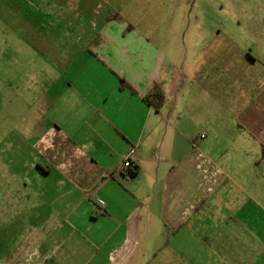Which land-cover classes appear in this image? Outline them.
<instances>
[{"label": "crops", "instance_id": "0c3cea01", "mask_svg": "<svg viewBox=\"0 0 264 264\" xmlns=\"http://www.w3.org/2000/svg\"><path fill=\"white\" fill-rule=\"evenodd\" d=\"M118 19L27 25L39 69L4 202L34 215L0 264H264V76L238 75L209 104L207 57L184 71L176 46ZM156 85L160 107L145 100Z\"/></svg>", "mask_w": 264, "mask_h": 264}, {"label": "rangeland", "instance_id": "374dc122", "mask_svg": "<svg viewBox=\"0 0 264 264\" xmlns=\"http://www.w3.org/2000/svg\"><path fill=\"white\" fill-rule=\"evenodd\" d=\"M41 14H45L44 18ZM107 15L132 25L168 53L170 46H176V63L184 71L200 65L197 64L199 56L207 57L208 85L211 91H216V94H209V104L218 103V86L233 93L234 79L238 75L256 73L264 76V0H0L1 250L13 246L15 235L22 232L34 215V211L28 212L25 205L12 207L4 202L14 200L13 197L4 198L7 192L10 193L6 188L11 181V132L18 119L26 116L31 101L27 90L32 85L30 74L39 69L30 62L36 54L26 43L33 35L27 25L41 20L45 27L49 22L54 26L64 21L73 24L75 20L102 22ZM46 32L47 29L42 34ZM205 58H200L202 64ZM169 63L170 59L167 65ZM222 93L220 102L233 107L236 94L227 93L226 96ZM197 96L194 92L193 104L199 103ZM228 108L226 118L230 117ZM218 111L217 106L213 110L205 109L204 116L212 121ZM204 130L212 135L208 126Z\"/></svg>", "mask_w": 264, "mask_h": 264}, {"label": "built area", "instance_id": "2783aa9c", "mask_svg": "<svg viewBox=\"0 0 264 264\" xmlns=\"http://www.w3.org/2000/svg\"><path fill=\"white\" fill-rule=\"evenodd\" d=\"M199 138L204 139L206 138V134L205 133H201L199 135ZM134 156H135V152L134 150H131L127 156L124 158L123 162L121 163V165L118 167L117 172H121V171H126V175L127 176H131V172L134 170Z\"/></svg>", "mask_w": 264, "mask_h": 264}, {"label": "trees", "instance_id": "16d2710c", "mask_svg": "<svg viewBox=\"0 0 264 264\" xmlns=\"http://www.w3.org/2000/svg\"><path fill=\"white\" fill-rule=\"evenodd\" d=\"M123 81V80H122ZM124 84V81L122 82ZM148 104H153V106L160 107L164 102V96L162 90L156 85L154 86L151 93L145 98ZM264 153V148H263ZM135 173V170L131 172V175Z\"/></svg>", "mask_w": 264, "mask_h": 264}]
</instances>
